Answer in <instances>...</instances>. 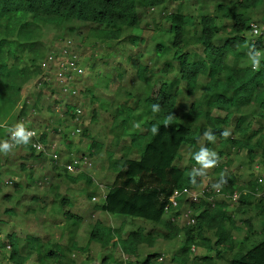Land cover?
I'll return each instance as SVG.
<instances>
[{"label": "trees", "instance_id": "obj_1", "mask_svg": "<svg viewBox=\"0 0 264 264\" xmlns=\"http://www.w3.org/2000/svg\"><path fill=\"white\" fill-rule=\"evenodd\" d=\"M170 1L176 0H0V118L9 116L20 102L22 87L41 74L39 63L45 56V49L39 41L41 27L51 26L58 30L71 23L89 24L91 27L86 39L119 41L122 29H138V7L155 8ZM261 2L216 0L213 14L203 12L194 17L176 9L163 16L168 24L163 32L168 34L169 43L166 47L158 41L154 53L159 58L168 48L172 54L153 72L156 76L151 82L148 68L137 66L135 78L145 87L143 95L138 98L124 92L125 102L113 106L110 133L115 143L124 138L127 144L120 148L119 157L108 155L111 182L106 185L101 202L91 205L92 211L120 219V223L110 227L95 220L84 243L78 246L75 236L82 217L63 211L61 214L68 235L63 248L55 246L50 249L47 243L31 236H25L20 244L11 233L6 235L8 264H25L31 254L38 264H72L66 254L72 251L85 253L90 243L108 249L109 253L118 250L125 256L124 264H155V253L140 258V251L153 248L157 236L164 241L180 236L181 242L170 258L171 264H218L222 260V249L233 250L235 243L231 234L240 230L228 215L226 202L208 207L204 199H199L189 204L187 209L193 224L188 226H178L174 222L180 204L174 210L166 202L174 191L196 189L199 185V175L195 176L196 183L192 184L190 174L196 172L193 167H202L195 155L199 152L198 141L205 131L212 132L219 148L228 146L243 151L249 163L253 161L255 151L264 159V40L261 35L250 33L248 12L259 7ZM217 19L230 22L222 40L220 36L225 27H218ZM127 40L132 46L140 41L136 36ZM191 48H197L198 53L190 52ZM250 51L261 54L259 70L254 71L251 66ZM173 71L175 79L183 84L187 97L200 92L198 100L187 103L184 121L175 110L176 91L170 92L165 80ZM153 105L159 106L158 112L152 111ZM250 107L252 109L248 112ZM24 108L23 105L16 115L19 124L24 121ZM71 109L66 107L70 113ZM254 116L256 128L251 126ZM132 121L135 126H132ZM231 122L230 135L225 138L221 133ZM153 126L158 128L156 135L151 132ZM45 138V133H42L39 141L44 143ZM212 144L204 138V148L211 150ZM184 146L190 151L187 165L180 167L177 162ZM26 147L33 155L31 148ZM100 149V143L90 140L87 157H94ZM134 152L136 157L129 158L128 155ZM216 155L218 162L210 169L220 176L217 180L219 192L225 198L239 193L235 212L243 214L242 209L254 202L251 194L257 185L255 178L251 177L238 186L239 176L226 171L230 161L219 162L224 152L218 150ZM61 170L71 183H91L86 175L78 173L72 176L63 168ZM222 180L226 182L221 184ZM243 189L246 195L241 194ZM86 197L91 196L87 194ZM254 203L258 217L264 218V201ZM65 204L66 201L60 198L59 205ZM166 205L169 216L165 218L163 208ZM125 219L139 220L151 227L147 231L137 227L125 233L122 230ZM241 223L246 234L240 244L247 242V245L242 249L239 246L223 264H264V235L255 242L256 238L250 239L249 236L250 221L246 219ZM155 227H161L162 232L154 230ZM159 231L161 233L156 234ZM208 233L211 237L206 236ZM191 247L199 250L200 254L192 255Z\"/></svg>", "mask_w": 264, "mask_h": 264}, {"label": "rangeland", "instance_id": "obj_2", "mask_svg": "<svg viewBox=\"0 0 264 264\" xmlns=\"http://www.w3.org/2000/svg\"><path fill=\"white\" fill-rule=\"evenodd\" d=\"M215 2L216 0H176L155 8L138 7V29L136 31L122 29L119 41L94 42L86 39L91 27L89 24L71 23L59 27L58 30L51 26L39 29V41L45 49L44 55L49 54L61 62L67 59L66 53L69 51L70 56L75 57V66L81 70V73L74 71L77 75L73 73L70 78L65 79L56 70V64L49 65L45 75L40 76V74L22 87L20 102L9 116L0 118V141L11 142V132L8 129L15 131V126L18 124L16 115L24 105L22 118L24 128L44 133V130L48 129L49 133H45L46 144H54L59 152L57 163H53L47 157H38L34 152L31 155L26 145L16 146L8 155L0 153V244L3 245L0 249V264H8L6 260L8 250L5 248L6 235L11 233L18 238L20 244L25 236H31L47 243L50 249H54L55 246L63 248L68 237L65 230L66 222L61 214L64 210L82 217L75 236L78 246L84 243L87 232L95 220H100L110 227H116L120 223V219L91 210V205L101 202V195L104 194L106 185L112 179V174L107 167L108 155L111 154V158L119 157L120 148L127 144V139L123 138L115 143L112 138L111 110L114 105L125 102L124 92L138 98L143 95L145 87L135 78L137 66L148 68L149 82H151L156 76L153 72L170 59L172 51L168 48L164 49V54L159 55V58L154 53L155 43L161 41L166 47L169 43L168 34L163 32L168 26L163 16L176 9L184 14L192 15L193 13L194 17L203 12L213 14ZM249 15L250 22L257 26L259 32H264V1ZM215 23L217 26L230 27V22H224L221 19H217ZM131 36H136L140 40L135 46L127 40ZM189 51L198 53L197 48H191ZM175 77L173 71L165 77V80L169 85V91H176L175 110L181 121H184L183 115L187 103L198 100L200 92L196 91L191 97H187L183 84ZM155 89L156 86L153 90ZM66 107L74 108L73 112L67 111ZM251 109L252 107L247 111ZM256 123V116H254L252 128L257 127ZM132 126H135L133 121ZM231 126L232 122L224 131L230 132ZM262 128L264 136V124ZM75 130H78V133L71 136ZM233 137L239 138L237 135ZM91 139L99 141L101 149L94 157L88 158L86 152L88 141ZM203 141L204 136L198 141L199 150L203 147ZM218 150L224 152L219 162L230 161L226 171L239 176L238 186L254 177L255 174L264 173V159L260 158L258 151H255L254 159L249 163L243 151L228 146L219 148L217 142H213L210 151L216 153ZM189 151L190 149L186 146L180 150L181 159L177 162L180 167L187 165ZM128 157L134 159L136 153L134 152L133 155L130 153ZM67 164L75 166L72 176L81 173L88 176L91 183L87 185L83 181L77 183L68 181L61 170L64 168L62 166ZM192 169L196 172L201 170L195 167ZM199 177L197 189L209 191L210 201L205 200L206 205L211 207L217 202H226L228 215L240 230L231 234L235 243L233 250L228 252L222 249L223 264L230 259L233 252L239 249V246L242 249L247 245V242L240 244L242 237L246 234V228L241 222L246 219L250 221L251 235H248L250 239L256 238L255 242H258L264 235V218L258 217L256 213L254 202L258 200L254 197V202L242 209L243 214L235 212L238 200L235 202L215 193L219 188H214L213 185L217 184L220 176L213 174L211 169L205 170V174ZM97 185L103 187L100 189L102 191L97 188ZM87 194L91 197L87 198ZM60 198L66 201L65 205H59ZM177 225L180 226L181 223ZM135 227H141L147 231L151 226L139 220L125 219L122 230L126 233ZM154 230L162 232L161 227H155ZM160 231L156 234H160ZM206 236L211 237V234L208 233ZM180 242V236L171 241H164L157 236L153 248L140 251V258L150 252L157 255L155 264H171L170 258L176 252ZM107 254L110 255L106 256ZM191 254L199 255L200 251L193 249ZM66 257L72 264H124L125 261V256H122L118 250L109 253L108 249H101L95 243H90L85 253L72 251L66 254ZM25 264L38 263L35 256L31 254Z\"/></svg>", "mask_w": 264, "mask_h": 264}, {"label": "built area", "instance_id": "obj_3", "mask_svg": "<svg viewBox=\"0 0 264 264\" xmlns=\"http://www.w3.org/2000/svg\"><path fill=\"white\" fill-rule=\"evenodd\" d=\"M250 33L253 36L258 35L257 34L258 30H257L256 26H254L253 24L250 25ZM68 52L69 51H67V53H66L67 59L62 60L61 62L60 61L58 62L57 58H54L53 56H50L49 54H48V56L45 55V57L39 63V68L41 70L40 76L45 75L46 71L49 70V69H47L48 66L52 65V64H56V68H57L56 70L59 71L60 75H62L65 79L70 78L71 75L74 73V71L80 74L81 70L77 69L75 66L76 65L75 64V62H76L75 57L73 55L70 56V53H68ZM74 75H77V74L74 73ZM60 81H63V80H60ZM26 131L35 133L31 137L30 143L28 144V146L31 148V150L34 153H36V155H40V156H42V158L47 157L48 159L53 161V163H57L58 162L57 161V154L55 153L54 145L50 144V143L46 144L45 140H44V143L39 141L40 135L44 132L34 131L31 129H27ZM62 167H64L63 169L65 170V172L67 174H70V175L74 174V168H75L74 164L63 165ZM255 181L257 184V189H255V191L251 194V196L257 200H264V176L255 177ZM97 187L99 189H102V187L100 185H98ZM215 193H217L223 197V195L219 192V190H216ZM241 194L246 195L247 192L243 190L241 192ZM208 195H209V191L206 189L202 190V189L196 188V189H190V190L174 191L172 193V195L167 198V202H166V203H170L171 209H174V210L177 208V205L180 204V206L178 207V214L175 216L174 222L181 223L180 226L192 225L193 219L190 217L191 214H190L189 210L187 209L188 205L191 203L197 202L199 199H204L206 201H210L209 200L210 197ZM239 195H240L239 193L235 192L231 196H229V198L236 202L239 198ZM229 198H226V199H229ZM167 210L168 209H167V205H166L163 208V214L168 215ZM171 218H172V216L170 217V220L172 221L173 218L172 219ZM190 250L192 252L193 248L191 247Z\"/></svg>", "mask_w": 264, "mask_h": 264}, {"label": "clouds", "instance_id": "obj_4", "mask_svg": "<svg viewBox=\"0 0 264 264\" xmlns=\"http://www.w3.org/2000/svg\"><path fill=\"white\" fill-rule=\"evenodd\" d=\"M258 34V33H257ZM249 59L251 61V66L253 68V70H259L261 68V54L259 52L256 51H250L249 53ZM152 111L158 112L159 111V106L158 105H153L152 106ZM171 120V117H169V121ZM8 131L11 132V142H9V140H4V141H0V153H3L4 155H8L9 153H11L13 151V149L16 146L19 145H28L30 143L31 137L35 134L33 132H29L26 131V129L24 128L23 124H17L15 126V131L13 132L11 128L8 129ZM151 132L153 135L158 134V128L156 126H153L151 128ZM221 135L225 138H227L230 135V132L228 130H225L221 133ZM204 138L209 141V142H214L215 141V136L212 134L211 131H205L203 133ZM209 157H212L211 159ZM195 159L197 160L198 163L201 164V170L197 171V172H193L191 173V183L195 184L196 180H195V176L197 175H204L205 174V170L210 169L212 167H214L217 162H218V157L216 155L215 152H212L210 150H208L207 148L202 147L199 152L195 155ZM257 176H264V173L261 174H255L254 178ZM226 181H221L222 183H225ZM214 188H219L220 185L216 184L213 185ZM257 189V185L256 188ZM244 190V189H243ZM102 191V190H100ZM246 191V190H244ZM101 197H103V194L101 195ZM251 198L253 199V197L251 196ZM259 201V200H258ZM264 201V200H262Z\"/></svg>", "mask_w": 264, "mask_h": 264}, {"label": "crops", "instance_id": "obj_5", "mask_svg": "<svg viewBox=\"0 0 264 264\" xmlns=\"http://www.w3.org/2000/svg\"><path fill=\"white\" fill-rule=\"evenodd\" d=\"M263 1H264V0H262V2H263ZM262 2H261V4H262ZM260 6H261V5H260ZM260 6H259V7H260ZM259 7H256V8H254V9L248 10V12L251 14V11H254L255 9H258ZM192 15H193V13H192ZM225 22H227V21H225ZM251 24H253V23H251ZM253 25L256 26L255 24H253ZM221 26H222V25H221ZM221 26H218V27H221ZM256 28H257V26H256ZM257 30H258V28H257ZM227 31H228V28H224V30H223V32H222V34H221V36H220V40L224 39V35H223V34L226 33ZM261 34H262V35H261ZM222 35H223V36H222ZM258 35H261V36H262V39L264 40V32H262V31L259 32V31H258ZM258 35H257V36H258ZM175 106H176V105H175ZM73 110H74V108L71 109L72 112H73ZM72 112H71V113H72ZM44 131H45L46 133H49V132H48V131H49L48 129H45ZM77 133H78V130H75L74 133H73L71 136H74V135H76ZM84 135H85V134H84ZM85 136H86V135H85ZM87 139H88V138H87ZM91 140H93V139H91ZM45 141H46V138H45ZM94 141L97 142V143H100L99 141H96V140H94ZM89 142H90V141H88V143H89ZM50 144H51V143H50ZM53 145H54V144H53ZM54 149H55V146H54ZM55 153H56V154H59V152H58L57 149H55ZM86 155H87V152H86ZM88 158H90V157H88ZM69 161H70V160H69ZM69 161H67V162H69ZM257 174H258V173H257ZM97 186H98V185H97ZM104 187H105V186H104ZM97 188H98V187H97ZM102 188H103V187H102ZM99 190H100V189H99ZM99 190H98V191H99ZM64 211H66V210H64ZM67 211H68V210H67ZM78 216H79V215H78ZM166 216H167V215H165V218H166ZM135 228H137V227H135ZM135 228H133V229H135ZM133 229H132V230H133ZM149 250H150V249H149ZM149 253H150V252H148L147 254H149Z\"/></svg>", "mask_w": 264, "mask_h": 264}]
</instances>
